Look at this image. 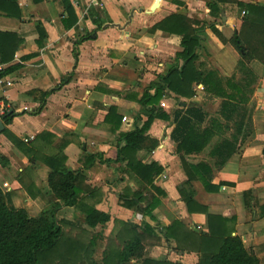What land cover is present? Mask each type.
<instances>
[{
  "label": "crops",
  "instance_id": "1",
  "mask_svg": "<svg viewBox=\"0 0 264 264\" xmlns=\"http://www.w3.org/2000/svg\"><path fill=\"white\" fill-rule=\"evenodd\" d=\"M14 1L0 11V30L10 33V58H0V72L18 66L0 76L12 116L8 125L0 120V188L8 202L38 217L51 196L45 161L59 156L96 191L82 193L84 203L110 216L91 227L82 209L57 212L66 236L72 219L84 223L91 236L87 264H120L129 225L143 237L145 259L198 264L208 249L202 234H210L201 207L225 219L220 233L240 236L264 264V0H70L77 16L70 28L61 0ZM188 36L199 38L200 47L185 68L180 54ZM171 73L177 76L165 82ZM158 88L159 103L144 105ZM110 110L116 115L107 122ZM187 119L195 134L211 140L201 152L179 148ZM135 129L148 139L136 160L164 169L155 185L166 196L154 219L143 208L155 193L127 163L97 158L87 166L92 155L116 159L122 137ZM226 144L234 148L229 156L221 149ZM202 182L216 190L206 192ZM182 185L193 195V212L179 193ZM136 193L146 202L126 204ZM172 225L175 235L189 233L196 242L178 250L167 238Z\"/></svg>",
  "mask_w": 264,
  "mask_h": 264
},
{
  "label": "trees",
  "instance_id": "2",
  "mask_svg": "<svg viewBox=\"0 0 264 264\" xmlns=\"http://www.w3.org/2000/svg\"><path fill=\"white\" fill-rule=\"evenodd\" d=\"M33 1L34 3L42 2V0ZM12 2L15 1L0 0V11L5 12L8 6L15 4ZM61 4L66 13L63 20L65 26L67 28L75 26L77 16L75 15L70 0H61ZM6 5L7 7H5ZM99 27L101 28L102 26ZM9 38V32L0 30V58L2 62H6L10 58V44L7 41ZM234 45L242 52V46L237 39ZM182 46L184 51L180 54V57L186 61L184 65L186 68L192 64L195 58V51L200 47V40L199 38L188 36L184 38ZM17 68L18 66L1 71L0 76L6 75ZM176 76V73H171L164 81L170 83V80ZM161 97L162 88H158L155 95L146 96L143 104H151L155 107ZM188 114L197 116L195 110H188ZM115 115L116 111L110 110L106 121L110 122ZM3 119H5V123L8 125L12 121V116L5 115ZM152 119L151 116L149 118L150 122ZM150 122L146 123V127H148ZM180 125L181 130L184 128L185 135L188 132L185 140L183 139L179 144L180 149H184L187 152H201L210 143L211 140H209L210 138L206 134L197 135L193 132L195 128L192 126L190 119L185 120V122L182 121ZM5 133L8 132L5 131ZM175 140L178 142L181 141L178 138H175ZM122 141L124 146L122 148L119 146L116 159H104L102 154L92 155L87 158V166L93 165L97 158L101 164L127 163L126 166L129 169V173L137 174L141 178L142 183L147 186L148 191L155 193L143 208V213L151 219H154L153 211L161 205V198L166 196V192L155 185L156 178L163 174L164 169L154 163L145 165L136 160V152L148 145V139L143 138L142 131L135 129L125 134L122 137ZM228 146L232 145L226 144L221 149H228L229 156L234 148H228ZM221 149H216L215 153L220 154ZM222 155L223 153H221ZM45 162L51 168V174L49 176L51 196L48 198L45 208L38 217H31L26 209H17L11 205L7 200V195L0 188V264H54L56 258L69 259L72 256L71 253L76 250L73 247L80 245V242L76 244L67 239L63 223L57 218V212L61 208L75 207L82 209L87 215L86 221L91 227L104 225L110 220L108 214L98 211L94 205L89 207L84 203V199L80 197L82 193L90 197L94 196L96 192L86 185L87 177L81 170H73L67 167L65 165V159L59 156L49 158ZM203 168L204 166H199L197 170L200 169L201 171H197V173L202 172ZM202 184L206 192L212 193L216 190L212 182H202ZM184 186L186 185L179 187V193L187 204L189 212H193V195ZM134 196L136 200H127L126 204H134L137 200L138 203L146 202L147 197L145 198L143 193H136ZM198 211L199 213L208 215L210 233L209 235L202 234V239L208 249L205 250L207 254H204L198 264H259V259L255 252L246 249L240 236L223 234V232L220 233V225H218V222L225 224V219L208 214L205 207H201ZM222 228L225 229L226 227ZM222 228L221 230L223 231ZM129 229V240L124 243V247L119 253L120 264H126L132 259H144L143 264H172L166 260L156 262L145 259V245L143 243V237L138 231V227L129 225ZM174 229V225L167 228V238H173L177 241L178 250L181 251L183 249V243L186 241L192 240L194 243L196 242L189 233H186L183 237L175 235L173 233ZM80 251L87 256V250Z\"/></svg>",
  "mask_w": 264,
  "mask_h": 264
},
{
  "label": "rangeland",
  "instance_id": "3",
  "mask_svg": "<svg viewBox=\"0 0 264 264\" xmlns=\"http://www.w3.org/2000/svg\"><path fill=\"white\" fill-rule=\"evenodd\" d=\"M217 108H218V106H217ZM72 220L75 223V225H78L81 227H77L75 225H69L68 229H67L68 230L67 231V233H68L67 238L69 240L81 242V244L75 245V247H73L76 250L71 253L72 256L69 259H66V258L61 259V257L56 258L54 260V264H87V262H88L87 256L84 255L85 253L83 254V252L80 250H87V243L89 242L91 236L87 234V229L82 228V227H85L84 223L82 224V223H80V221L75 220V219H72ZM70 222H72V221L70 220ZM78 253L81 255H79ZM62 258H64V257H62Z\"/></svg>",
  "mask_w": 264,
  "mask_h": 264
},
{
  "label": "built area",
  "instance_id": "4",
  "mask_svg": "<svg viewBox=\"0 0 264 264\" xmlns=\"http://www.w3.org/2000/svg\"><path fill=\"white\" fill-rule=\"evenodd\" d=\"M3 81L0 79V120L7 114V108L2 94Z\"/></svg>",
  "mask_w": 264,
  "mask_h": 264
},
{
  "label": "water",
  "instance_id": "5",
  "mask_svg": "<svg viewBox=\"0 0 264 264\" xmlns=\"http://www.w3.org/2000/svg\"><path fill=\"white\" fill-rule=\"evenodd\" d=\"M10 113L6 114L9 115ZM0 129H3V124L0 122Z\"/></svg>",
  "mask_w": 264,
  "mask_h": 264
}]
</instances>
